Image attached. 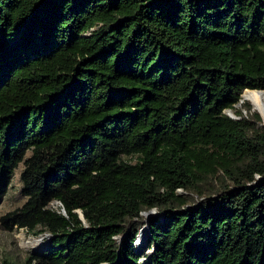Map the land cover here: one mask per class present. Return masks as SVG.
I'll list each match as a JSON object with an SVG mask.
<instances>
[{
    "label": "trees",
    "instance_id": "1",
    "mask_svg": "<svg viewBox=\"0 0 264 264\" xmlns=\"http://www.w3.org/2000/svg\"><path fill=\"white\" fill-rule=\"evenodd\" d=\"M245 89H264V0H0V202L21 163L26 198L0 227L48 236L0 264H264Z\"/></svg>",
    "mask_w": 264,
    "mask_h": 264
},
{
    "label": "rangeland",
    "instance_id": "2",
    "mask_svg": "<svg viewBox=\"0 0 264 264\" xmlns=\"http://www.w3.org/2000/svg\"><path fill=\"white\" fill-rule=\"evenodd\" d=\"M245 101L248 103L247 107H244V104H242ZM227 110H229V113L232 112L233 115H235L234 110L240 111L243 114V116L247 118L248 116L252 115V113H258L260 115L259 112L254 110L250 101L248 100L242 101V96H241L240 104L239 103L236 104L234 106V110L231 109H227ZM260 117H261L260 126L264 127V119L261 115ZM129 158L130 157H128L127 159ZM22 168H23V164L21 163L14 171L8 190L0 202V216L17 207H20L26 200L25 196H23L21 193V183L19 180V175ZM219 181H220L219 177L207 178L197 186V190L202 192L213 191L215 187L218 185ZM178 192L183 194L184 192L187 191H183L180 189L178 190ZM185 195L187 197H191L192 199H194V201L198 199L196 193L194 192H188L185 193ZM149 212L151 213L147 214L148 211L143 212L141 214L142 217L138 219L139 221L138 224H140L141 227L151 216L156 214L155 209H152ZM141 227L139 228V230L141 229L142 231L140 232L139 236L143 231H146V229L143 230ZM139 236L138 237L136 236L133 242L134 248L143 256L142 258L147 259V255L150 250V247L148 246L147 238H146V242L144 243V246L140 248L139 245H137V240ZM47 237H48L47 234L35 235L34 233L28 232L23 228H13L12 230H4L3 228L0 227V260L8 259L15 262H21L24 260V258L27 256L28 253L40 250L41 247L44 245L45 241L47 240Z\"/></svg>",
    "mask_w": 264,
    "mask_h": 264
},
{
    "label": "bare ground",
    "instance_id": "3",
    "mask_svg": "<svg viewBox=\"0 0 264 264\" xmlns=\"http://www.w3.org/2000/svg\"><path fill=\"white\" fill-rule=\"evenodd\" d=\"M241 96H242V101L244 100L250 101L254 110L259 112L260 115L264 119V92H258V91L245 92L244 91V93ZM145 236H146V231H143L137 240V245H139L140 248L144 246Z\"/></svg>",
    "mask_w": 264,
    "mask_h": 264
},
{
    "label": "water",
    "instance_id": "4",
    "mask_svg": "<svg viewBox=\"0 0 264 264\" xmlns=\"http://www.w3.org/2000/svg\"><path fill=\"white\" fill-rule=\"evenodd\" d=\"M247 90H249V89H245L244 91H247ZM257 91H258V92H264V89H258ZM240 101H241V99H240ZM240 101H239L238 103H240ZM225 113H226L229 117H231V118H233V119H237V118H238V117H236V115H233L232 113H229V110H226ZM79 213H80V217L82 218V214H81V212H79ZM149 213H151V212H148L147 214H149ZM142 229H143V230L146 229V226H143ZM141 231H142V230L140 229L139 232H138V234L136 235L137 237L139 236V234H140ZM101 264H109V263H101Z\"/></svg>",
    "mask_w": 264,
    "mask_h": 264
}]
</instances>
